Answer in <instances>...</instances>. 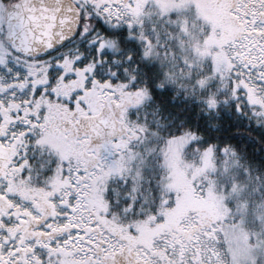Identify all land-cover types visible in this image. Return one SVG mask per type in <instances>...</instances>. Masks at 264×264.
Segmentation results:
<instances>
[{
	"label": "snow or ice",
	"instance_id": "snow-or-ice-1",
	"mask_svg": "<svg viewBox=\"0 0 264 264\" xmlns=\"http://www.w3.org/2000/svg\"><path fill=\"white\" fill-rule=\"evenodd\" d=\"M0 264H264V0H0Z\"/></svg>",
	"mask_w": 264,
	"mask_h": 264
}]
</instances>
